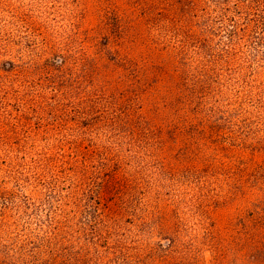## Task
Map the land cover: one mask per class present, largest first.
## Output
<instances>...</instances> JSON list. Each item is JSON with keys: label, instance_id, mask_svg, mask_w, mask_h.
Here are the masks:
<instances>
[{"label": "rangeland", "instance_id": "374dc122", "mask_svg": "<svg viewBox=\"0 0 264 264\" xmlns=\"http://www.w3.org/2000/svg\"><path fill=\"white\" fill-rule=\"evenodd\" d=\"M231 1L212 6L227 128L178 96V45L183 30L198 33L204 0H0V264H264V26L245 21L264 0ZM38 90L67 101L100 93V106L134 91L130 115L152 131L100 137V163L119 158L133 179V214L100 208V220L56 232L37 208L2 203L25 165L35 169L29 142L48 134L54 105Z\"/></svg>", "mask_w": 264, "mask_h": 264}, {"label": "trees", "instance_id": "16d2710c", "mask_svg": "<svg viewBox=\"0 0 264 264\" xmlns=\"http://www.w3.org/2000/svg\"><path fill=\"white\" fill-rule=\"evenodd\" d=\"M213 1L204 0L203 11L192 15L201 24L198 33L182 31V44L178 45L182 55L179 61L178 96H183L185 105H191L189 108L197 117L202 116L211 122L213 119L212 123L216 126L230 128L233 123L228 106L231 96L224 93L215 95L217 82L220 87H229L231 84L219 83L222 74L215 64L212 41L215 15ZM249 8H253V12L251 18L245 20L248 25L253 22L254 25L264 26V14L256 13L255 6L250 5ZM225 16L224 13V18L232 17ZM61 62L56 58L51 61L54 70L62 71ZM128 92L123 90L104 94L100 106V93L67 101L58 94L48 97L42 90L35 91L39 103L47 107L54 105V109H51L54 114L50 115L51 121L45 130L48 134L44 136L47 137L29 142L35 150V169L29 172L30 166H23L26 169L22 182L34 183L33 195L22 192L24 184L18 181L16 190L3 195L2 203L10 207L21 203L26 209L37 208L39 219L47 218L57 224L56 232L67 228L68 225L63 223L72 218L100 220V208L102 213L111 209L113 212L130 214L136 202L133 179L121 170L119 158L118 161L100 163V137H118L126 129L132 137L135 136V127L144 134L152 131L143 115H130V95L134 91ZM200 111H204L205 115H200ZM100 125L105 126L100 129Z\"/></svg>", "mask_w": 264, "mask_h": 264}]
</instances>
